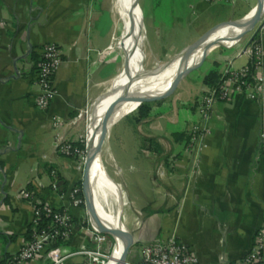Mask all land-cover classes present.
<instances>
[{
	"label": "crops",
	"instance_id": "1",
	"mask_svg": "<svg viewBox=\"0 0 264 264\" xmlns=\"http://www.w3.org/2000/svg\"><path fill=\"white\" fill-rule=\"evenodd\" d=\"M254 1L238 18L215 25L203 17L225 5L155 0L147 28L139 0L137 6L148 46L161 48L166 58L172 49L179 54L213 28L243 19L256 7L258 0ZM110 4L111 0H0V264H6L26 239L31 212L17 197L21 191L36 203L69 210L74 232L67 244L57 247L61 252L93 248L83 170L75 157L61 155L53 144L59 141L79 149L96 104L110 94L112 80L128 61V44ZM238 35L207 54L205 74L216 69L221 76L229 62L234 69L245 66L243 51L253 39L264 59V17L253 33L236 39ZM46 44L60 48L61 63L53 81L56 96L46 111H39L34 107L38 88L27 58L32 51L39 55ZM203 87L200 82L196 86L198 100ZM210 132L195 165L181 150L174 159L150 163L140 146L128 143V132L122 133L115 154L106 148L111 163L106 161L103 168L119 190L148 194L153 186L152 207L142 200L140 209L125 213L122 224L140 251L151 240L175 237L198 264H241L253 247L255 233L264 226V72L257 100L236 96L214 106ZM74 188L83 202L71 209L69 194ZM83 260L75 257L65 264ZM258 264H264V258Z\"/></svg>",
	"mask_w": 264,
	"mask_h": 264
},
{
	"label": "built area",
	"instance_id": "2",
	"mask_svg": "<svg viewBox=\"0 0 264 264\" xmlns=\"http://www.w3.org/2000/svg\"><path fill=\"white\" fill-rule=\"evenodd\" d=\"M205 4L231 5L234 0H202ZM40 63L34 77L38 93L34 99V107L39 111H46L56 96L54 76L61 63V51L55 44L43 45L40 52ZM243 55L248 58V63L234 69L229 62L220 76L219 84L214 88L203 87L199 104L200 121L192 125L187 133L188 140L183 145L185 154L193 157L195 165L201 151L205 148L206 139L210 136V122L213 108L216 104H226L233 101L236 96L244 101L257 100L258 93L262 90L264 72V59L259 45L252 44L246 47ZM86 113V111H82ZM54 149L67 157H81L83 151L72 148L55 141ZM162 175V173H160ZM18 199L25 202L31 212L30 240L20 246L15 255L7 260L6 264H29L44 259L48 264H65L68 260L78 257L90 259L97 256L101 246L106 242L105 235L92 223V218L86 211L88 219V232L92 235L95 251L80 249L73 252H61L57 247H52L56 242L68 243L74 232V224L68 209L55 210L46 204L36 203L32 196L24 191L17 195ZM71 209L78 208L83 200L79 196V189H72L69 194ZM264 258V226L254 236L253 247L242 259L241 264H258ZM130 264V263H124ZM138 264H198L197 259L190 250L175 237L166 240H151L141 248Z\"/></svg>",
	"mask_w": 264,
	"mask_h": 264
},
{
	"label": "rangeland",
	"instance_id": "3",
	"mask_svg": "<svg viewBox=\"0 0 264 264\" xmlns=\"http://www.w3.org/2000/svg\"><path fill=\"white\" fill-rule=\"evenodd\" d=\"M154 1L155 0H139V6L142 11L144 27L146 28H147L146 17L148 15V11L150 9H153V5L155 3ZM185 1H191V0H185ZM246 1L248 5H244L246 4L245 3ZM113 2L114 0H111L109 9L113 14L114 19L116 18L117 23H119L121 26V33H122L121 35H123L122 40L127 41L128 59H129L130 57V45L128 41L129 36L127 32L125 31V29L123 28L124 27L122 25L123 20L119 16V12H117V10L115 9ZM254 2H255L254 0H239L238 2L236 1V4L233 7L232 5L215 7L209 12L208 15L210 16L203 17V21L209 20L211 24L216 25L222 20L229 21L231 18L236 19L241 13H243L246 10L248 6H252ZM255 8L256 7H254L252 11ZM239 9H242L243 11L234 13V11H237ZM136 11L138 14H140L138 6H136ZM257 25L250 32H248L245 36L253 33L256 30ZM28 28H29V25H28ZM140 34H141L142 41L137 50V59L143 71L150 72L154 69L161 68L167 65L169 62H171L177 56L178 50L175 51L174 49H172L170 51V56L164 58L163 55H161V48L154 47V46L152 47L148 46V43L146 41V34L143 28ZM148 35H149L148 39H150L149 32H148ZM216 53L214 55H216ZM201 58L202 57H200L199 60H197L195 63H193V65H191L188 68V69H191V68L197 67L195 70L189 72L186 75L180 76L179 78H176V79H174L175 77H173V79L169 83L163 86H160L151 95L146 97L148 98L147 101L148 100L150 101L145 102V103L154 104L152 113L156 115H153L149 117L148 119L140 121L139 124L136 125L134 122L135 108H136L135 107L133 109H130V111L129 110L123 111L114 119V121L112 122L113 124L111 123L110 130L108 131V133L102 136L100 143H99V149L101 153L103 152L102 153L103 157H101L102 165L106 163V161H108V163H111L110 158H108V152H106V148L108 147L110 153L115 154V150H116L115 146L120 145L121 139H122V136H121L122 133L126 134L127 132L129 136L128 143L129 142L131 144L134 143L140 146V148L142 146L141 139H151L155 141L156 148L150 149V150H147L148 149L147 147H146L147 149L142 148V151L144 153V159L147 160L148 162L150 161V163L156 160L166 162L167 160L170 159V157L171 159L172 158L174 159L175 156H177L179 153V152L177 153L176 150H179V151L181 150V153L185 155L183 151V145L186 140V135L188 131L190 130V128L192 127V125L200 121L199 104H200L201 98L200 100H198L199 97H198V94H196L195 90H196V86L199 85V82L201 83V80H199L198 78L201 75L205 74L207 67H208V62L202 61L200 63ZM185 81L187 84L189 83L190 85L185 84ZM95 110H96V106L92 113L91 119L89 120L88 126L86 128V132L90 124L93 121V115H94ZM86 132L83 135L81 142H80V145L83 147L84 153L81 157H75L78 160L79 164L81 165L82 170L84 168V163L86 160V151H87L86 150V140H87ZM179 135H183L184 139H181V140L178 139ZM103 172L105 173V171ZM104 175L106 176L107 180H110L107 177L106 173ZM114 186L118 189L120 203L122 205L120 215H119V221L121 224H123L124 222L125 213H130V212L134 213L136 210L140 209V204L142 203V200L144 201V205L151 206L152 187H153L151 184H150L149 191L147 190L149 192L148 194L147 193L146 194L136 193L135 189L133 191H130L129 193H127L126 191L122 192L121 190H119V188L115 184ZM104 235L106 238V242L101 246L100 250L98 251V255L91 257L90 259L83 260L81 264H107L108 262L107 259L112 253L111 250L115 244V241L111 234H104ZM95 249L96 247L93 245V248L88 249V250L95 251ZM140 254H141V251L139 249V245L133 244L126 253L125 261L129 263L132 262L131 264H138L140 261L138 259V256Z\"/></svg>",
	"mask_w": 264,
	"mask_h": 264
},
{
	"label": "bare ground",
	"instance_id": "4",
	"mask_svg": "<svg viewBox=\"0 0 264 264\" xmlns=\"http://www.w3.org/2000/svg\"><path fill=\"white\" fill-rule=\"evenodd\" d=\"M113 3L123 20V28L129 36L130 57L124 70L111 82L115 93L103 96L96 104L93 121L86 134V160L88 161L86 193L94 212L92 223H96L98 228L113 233L115 244L107 264H123L132 236L119 221L122 205L118 189L110 180H107L103 172L101 159L103 152L99 150L102 136L108 133L111 123L120 113L135 108L143 98L151 95L160 86L169 83L179 71L188 69L204 55L207 48L251 27L264 12V0H260V6L236 24L218 27L197 49L188 51L180 59L174 58L167 65L150 72L143 71L137 59V50L142 41L140 34L142 23L136 11V0H114Z\"/></svg>",
	"mask_w": 264,
	"mask_h": 264
},
{
	"label": "trees",
	"instance_id": "5",
	"mask_svg": "<svg viewBox=\"0 0 264 264\" xmlns=\"http://www.w3.org/2000/svg\"><path fill=\"white\" fill-rule=\"evenodd\" d=\"M255 39L252 40V42L250 43V45H252L254 43ZM27 61L31 64V73H33L34 75L37 74L38 71V65L40 63V55H37L36 53H34L33 51L29 54ZM219 79L220 76L218 75L216 69H212L211 71H209L207 74H205L203 76V78L201 79V83L204 87L207 88H214L217 87L219 84ZM153 105L152 103H143L141 104L136 110H135V118H134V122L135 124H139L140 121H143L145 119H148L149 117L156 115L154 113H152V109H153ZM130 111V110H129ZM128 112V111H127ZM178 139H184L183 135H179ZM188 137L186 135V140L184 142V144L187 142ZM141 149L145 148L147 150L150 149H154L156 148V144L154 140L151 139H141ZM147 147V148H146ZM78 148L80 150L83 151V147L82 146H78ZM77 188H80V184H78L76 186ZM30 235H31V230H30V226L26 232V239L25 241L30 240ZM63 244H67V243H62V242H56L52 247H58L61 246Z\"/></svg>",
	"mask_w": 264,
	"mask_h": 264
},
{
	"label": "water",
	"instance_id": "6",
	"mask_svg": "<svg viewBox=\"0 0 264 264\" xmlns=\"http://www.w3.org/2000/svg\"><path fill=\"white\" fill-rule=\"evenodd\" d=\"M136 2H137V0H136ZM136 6H137V3H136ZM260 6V0H258V3H257V5H256V8L257 7H259ZM247 16V15H246ZM245 16V17H246ZM244 17V18H245ZM263 17H264V12H263V14L251 25V27H249V28H247L245 31H243L242 33H240V35H238L237 37H235L236 39H239L241 36H243V35H245V34H247L248 32H250L258 23H260V21H262V19H263ZM237 22H231V23H226L227 25H230V24H236ZM220 27V26H219ZM218 27H215V28H213L212 30H210L206 35H204L199 41H197L196 43H194L193 45H191V46H189V47H187V48H185L184 50H182L175 58H178V59H180L186 52H188V51H191V50H195V49H197L199 46H201L202 44H204L206 41H207V39L211 36V34L217 29ZM258 28H260V26L258 27ZM218 46H220L219 44H216V45H212V46H210L209 48H207L206 50H205V53H204V55L202 56V58H201V61H200V63L202 62V61H204V59H205V57L207 56V54L214 48V47H218ZM199 63V64H200ZM197 67H195V68H191V69H186V70H181V71H179L178 72V75H176L175 76V78L174 79H176V78H179L180 76H183V75H186V74H188L189 72H191V71H193V70H195ZM115 93V89H112L111 90V92H110V94H114ZM147 99L148 98H143L141 101H140V103L136 106V108H135V110L141 105V104H143V103H145V102H148V101H150V100H148L147 101ZM100 150V149H99ZM87 168H88V161L87 160H85V163H84V168H83V177H82V190H83V194H84V198H85V207H86V210H87V212L89 213V215L91 216V218H93V216H94V212H93V209H92V206H91V204H90V202H89V200H88V197H87V194H86V175H87ZM98 230L101 232V233H103V234H111V235H113V233H111V232H107V231H105V230H103V229H101L100 227L98 228ZM132 243H133V240L131 241V243L129 244V246H128V248H127V250H126V252H125V255H124V258H123V264L125 263V257H126V253H127V251H128V249H129V247L132 245Z\"/></svg>",
	"mask_w": 264,
	"mask_h": 264
}]
</instances>
